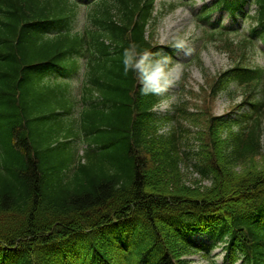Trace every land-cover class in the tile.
<instances>
[{
	"label": "trees",
	"instance_id": "1",
	"mask_svg": "<svg viewBox=\"0 0 264 264\" xmlns=\"http://www.w3.org/2000/svg\"><path fill=\"white\" fill-rule=\"evenodd\" d=\"M135 1L105 3L104 14L125 18V23L116 24L120 35L109 36L100 27L105 22H99L92 39L95 59L84 101L98 93L102 102L88 103L80 126L89 144H102L80 163L61 155L64 141L76 131L64 129V120L49 114L61 102L43 76L67 63L81 40L31 37L39 31L40 26L33 29L36 24L59 11L62 1L0 0V242L17 246L4 252V264H45L46 244L63 240L79 248L92 236L84 231L103 229L116 248L131 246L129 252L118 258L97 250L85 264H175L177 256L195 251L188 242L193 226L213 243L242 254L246 264L263 256L264 165L253 163L263 158L259 129L246 138L232 136L218 161L202 158V147L182 155L173 136L167 141L156 135L148 110L157 99L137 103L133 71H126L124 63ZM132 42L138 52L150 47L140 29ZM185 158L200 160L196 170L213 178L211 187L187 183L180 164ZM238 165L244 172H235ZM216 212L223 219L209 222L207 229L201 226L205 216ZM121 217L137 220L131 226L146 227V232H136L129 242L120 234L122 225L107 228Z\"/></svg>",
	"mask_w": 264,
	"mask_h": 264
},
{
	"label": "clouds",
	"instance_id": "2",
	"mask_svg": "<svg viewBox=\"0 0 264 264\" xmlns=\"http://www.w3.org/2000/svg\"><path fill=\"white\" fill-rule=\"evenodd\" d=\"M124 63L127 70L135 71L144 87L142 91L159 93L167 86L168 58L162 54H153L147 50L137 51L135 44L130 45L124 53Z\"/></svg>",
	"mask_w": 264,
	"mask_h": 264
},
{
	"label": "rangeland",
	"instance_id": "3",
	"mask_svg": "<svg viewBox=\"0 0 264 264\" xmlns=\"http://www.w3.org/2000/svg\"><path fill=\"white\" fill-rule=\"evenodd\" d=\"M208 60L210 62V64L212 66H218L220 64H222V59L217 56V55H209ZM192 81L196 82L194 85L201 83V80H199V76H198V72L192 71ZM227 102L225 100H219L216 104L218 111L223 108L224 106H226ZM222 111V109H221ZM263 143H264V138H263ZM263 151H264V147H263ZM200 259L197 257H192L190 259L191 264H204L203 262L199 261Z\"/></svg>",
	"mask_w": 264,
	"mask_h": 264
}]
</instances>
